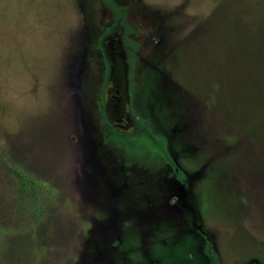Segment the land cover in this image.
<instances>
[{"label": "rangeland", "instance_id": "374dc122", "mask_svg": "<svg viewBox=\"0 0 264 264\" xmlns=\"http://www.w3.org/2000/svg\"><path fill=\"white\" fill-rule=\"evenodd\" d=\"M110 30L144 135L108 130ZM203 229L264 264V0H0V264H209Z\"/></svg>", "mask_w": 264, "mask_h": 264}, {"label": "flooded vegetation", "instance_id": "af4514ba", "mask_svg": "<svg viewBox=\"0 0 264 264\" xmlns=\"http://www.w3.org/2000/svg\"><path fill=\"white\" fill-rule=\"evenodd\" d=\"M129 31L125 30L122 33H117L116 30H110L102 34L98 43L101 53L105 56L106 67L108 68L106 81L103 85L104 89L99 100L101 108H104L108 114L107 126L112 138L116 136L123 139L130 135H144L149 131L137 120L132 105L131 89L133 82L131 71L133 60L130 56L131 52H135L136 46L133 43L134 46L130 47V43L127 41L126 36ZM108 79L112 80V85L106 89ZM116 158H118L117 156L115 160L118 161ZM134 164L136 165V163ZM130 165L131 160L127 159L123 167L129 168ZM109 183L113 184L112 182ZM114 188L117 187L114 186Z\"/></svg>", "mask_w": 264, "mask_h": 264}, {"label": "trees", "instance_id": "16d2710c", "mask_svg": "<svg viewBox=\"0 0 264 264\" xmlns=\"http://www.w3.org/2000/svg\"><path fill=\"white\" fill-rule=\"evenodd\" d=\"M24 186H25V182H22V185H21L22 191H24ZM197 232L203 237L204 244H203L202 250H203V254L208 259V263L209 264H222L220 256L215 249L214 242L211 236L209 235V233L204 229L198 230Z\"/></svg>", "mask_w": 264, "mask_h": 264}, {"label": "water", "instance_id": "95a60500", "mask_svg": "<svg viewBox=\"0 0 264 264\" xmlns=\"http://www.w3.org/2000/svg\"><path fill=\"white\" fill-rule=\"evenodd\" d=\"M197 229H199V227H197Z\"/></svg>", "mask_w": 264, "mask_h": 264}]
</instances>
